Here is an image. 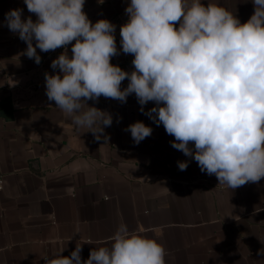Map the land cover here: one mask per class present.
<instances>
[{"label":"crops","instance_id":"1","mask_svg":"<svg viewBox=\"0 0 264 264\" xmlns=\"http://www.w3.org/2000/svg\"><path fill=\"white\" fill-rule=\"evenodd\" d=\"M201 2L234 12L241 23L254 12L252 0ZM129 3L85 0L83 8L91 22L115 25L118 50ZM15 8L22 19L36 20L24 0H0V264H46L42 257L58 248L66 246L62 254L69 256L91 241L80 253L87 260L121 223L150 229L147 235L167 251L166 264H264V178L235 190L219 185L144 114L154 102L142 113L134 94L125 103L103 96L86 102L111 114L107 141L76 129L45 91V73L59 72L50 65L64 49L37 48L39 64L22 55L26 43L5 23ZM132 59L120 51L110 62L130 72ZM136 121L152 128L139 144L126 130ZM181 161L186 170L178 168Z\"/></svg>","mask_w":264,"mask_h":264},{"label":"clouds","instance_id":"2","mask_svg":"<svg viewBox=\"0 0 264 264\" xmlns=\"http://www.w3.org/2000/svg\"><path fill=\"white\" fill-rule=\"evenodd\" d=\"M24 3L36 20L22 19L23 10L15 8L5 14L6 26L26 43L22 55L37 64V48L64 49L50 65L59 72L45 73V91L76 129L107 141L111 114L86 102L103 96L125 103L134 94L142 113L154 102L144 114L219 185L235 190L264 178V0H252L254 12L243 23L234 12L201 0H130L119 50L115 25L91 22L85 0ZM120 51L132 55V71L110 62ZM126 130L136 144L152 134L142 121ZM187 166L178 162L181 171ZM149 231L121 223L106 241H97L107 246L93 248L87 260L80 253L91 241L76 244L69 256L62 254L64 246L42 258L46 264H166L165 247Z\"/></svg>","mask_w":264,"mask_h":264},{"label":"built area","instance_id":"3","mask_svg":"<svg viewBox=\"0 0 264 264\" xmlns=\"http://www.w3.org/2000/svg\"><path fill=\"white\" fill-rule=\"evenodd\" d=\"M62 48H58V49H56L55 51H59V50H61ZM2 185H3V178H2V176L0 175V189L2 188Z\"/></svg>","mask_w":264,"mask_h":264},{"label":"trees","instance_id":"4","mask_svg":"<svg viewBox=\"0 0 264 264\" xmlns=\"http://www.w3.org/2000/svg\"><path fill=\"white\" fill-rule=\"evenodd\" d=\"M1 110H2V109H1V105H0V114H1V112H2Z\"/></svg>","mask_w":264,"mask_h":264}]
</instances>
